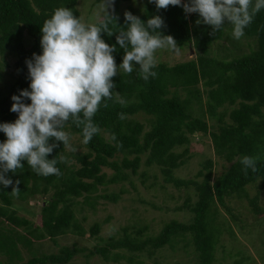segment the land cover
Listing matches in <instances>:
<instances>
[{
  "label": "trees",
  "instance_id": "trees-1",
  "mask_svg": "<svg viewBox=\"0 0 264 264\" xmlns=\"http://www.w3.org/2000/svg\"><path fill=\"white\" fill-rule=\"evenodd\" d=\"M120 1L127 0H114V13L120 26L126 27L125 11L139 16L145 23L150 17L160 15L166 25L160 31L172 35L178 47H193L195 56L172 65L158 62L153 69L156 77H150L147 81L139 76L137 65H134L131 74L118 71V75L113 77L116 84L113 99L102 101L93 117L100 132L85 144L82 142V128L69 121L64 130L79 137L80 148L67 153L61 143L49 155V159H57L56 166L61 175H38L26 161H22L24 167L16 173L6 174L14 183L19 180L17 186L20 189L19 195H13L12 186L5 188L0 185V252L7 256L10 264H67L73 256L83 252V247L60 246L58 252L41 253L20 261L19 245L31 247L32 243L44 239L46 235L55 241L56 235L68 231L81 233L82 226L74 213L77 198L82 197L81 203L91 208L99 199L116 201L120 195L103 186L119 182L123 184L124 180L131 184L130 176L124 169L129 168L132 174H136L142 156L146 165L158 167L165 182L175 187L194 186L195 201L190 203L187 200L182 205L192 213L191 219L188 222L170 219L156 234H144L148 230L146 225L134 227L132 232H128L129 227L125 226L122 237H110L104 244L90 250L88 256L99 254L104 260L117 261L121 255L112 252L117 248L129 252L147 250L151 254L154 249L167 244L175 249L181 243L179 248L186 252L192 247L193 264H214L217 260L215 247L223 223L216 203L232 212L226 199L234 197L245 200L251 213L264 212L259 203L260 193L264 194V9L244 29V36L251 38L255 47L242 55L229 51L227 54L232 57L227 58L225 53L212 56L209 51L214 41L229 39L224 36L226 24L212 36L209 34L210 26L195 23L198 14L186 15L182 7L169 6L166 10H158L154 3L144 0L141 12L132 7L121 11ZM77 2L0 0V58L12 56L16 71L6 89L0 86V123L13 122L17 118V113L10 111L13 103L11 97L29 88L25 61L31 59L33 53L42 52L40 40L43 22L51 17L57 7L62 6L71 8L78 17L75 8ZM114 30L118 31L119 26ZM102 38L106 43L116 45L113 55L119 65L124 50L116 43L115 34L109 37L102 33ZM203 93L206 95L205 110L202 107ZM117 94L125 101L124 105L116 102ZM25 102L30 103V100L26 99ZM104 103L108 107H104ZM205 111L215 119V123L209 124L203 117ZM120 113L124 114V119L119 118ZM138 113L148 117V129L144 130V123L135 119ZM197 132L209 135L215 154L229 162L215 178H212L209 169L211 159L204 160L202 164L206 172L201 169L196 173V176L202 177L200 180L180 178L174 174L186 161L188 152L187 147L181 151L177 148L186 145L189 136ZM5 139V134L0 132V142ZM120 144L122 147L117 146ZM120 155L119 164L115 158ZM245 155L260 157L256 172L248 169L245 175L241 163ZM61 156L66 158V162H59ZM142 174L145 175L144 172ZM248 185L256 189L254 194H249ZM123 190L121 185L119 191ZM35 195L44 199L37 216L38 224L19 216L13 207L14 199H27ZM99 228L98 222L92 224L91 234L96 235ZM126 260L133 263V255L127 256ZM233 264H242L241 259L234 260Z\"/></svg>",
  "mask_w": 264,
  "mask_h": 264
},
{
  "label": "clouds",
  "instance_id": "clouds-1",
  "mask_svg": "<svg viewBox=\"0 0 264 264\" xmlns=\"http://www.w3.org/2000/svg\"><path fill=\"white\" fill-rule=\"evenodd\" d=\"M156 8L166 10L169 6L183 8L185 14H198L197 25L210 26L214 35L225 24L232 26V36L239 40L244 36L254 17L264 9V0H148ZM104 18L98 23H85L68 7H57L41 27L42 52L33 53L26 59L29 88L20 90L11 97L10 111L17 113L13 122L0 123V132L6 139L0 142V185L12 186L11 193L19 195V180L6 174L16 173L27 165L38 175H61L55 157L49 159L53 150L63 148L75 152L71 136L65 126L71 121L82 128L83 143L87 144L100 132L93 122L102 101L113 99L116 84L113 77L118 71L131 74L134 65L139 66V76L147 81L156 77L153 71L158 61V50H177L172 35L163 34L166 27L160 15L147 19L125 11V25L118 24L114 13V0H102ZM113 11L109 12L108 9ZM109 25H112L110 27ZM119 26V30L114 29ZM115 34L116 43L124 50L122 62L117 65L113 53L116 45L102 38ZM30 100L26 103L25 100ZM116 102L125 101L116 95ZM108 107L107 103L103 104ZM124 119L123 113L118 114ZM115 139V136H113ZM51 141V142H50ZM122 147V144L117 145ZM259 156L245 155L241 159L245 175L248 169L257 171ZM59 162H66L61 156Z\"/></svg>",
  "mask_w": 264,
  "mask_h": 264
},
{
  "label": "rangeland",
  "instance_id": "rangeland-1",
  "mask_svg": "<svg viewBox=\"0 0 264 264\" xmlns=\"http://www.w3.org/2000/svg\"><path fill=\"white\" fill-rule=\"evenodd\" d=\"M101 4L102 0H78L75 5L78 17L82 22L96 23L104 14ZM129 7L141 12L144 9V0L120 1L119 9L121 11ZM112 10V8L108 9L109 12ZM225 32L224 36L229 39L223 38L214 41L209 50L212 56L217 55L216 53L227 54L229 51L233 54L242 55L255 47L254 41L251 38L247 39L246 36H242L239 40L232 38L231 25L226 24ZM226 46L228 48H225ZM195 53L193 47L183 46L178 47L177 50H158L156 58L158 62H166L168 65H172L193 58ZM231 57V54H227V58ZM13 62L12 56L0 58V86L2 89H6L8 83L16 75ZM205 102L206 95L203 93V110L206 109ZM134 117L144 123V130L149 128L148 117L144 113H138ZM203 117L209 124L215 123V119L210 118L206 111ZM70 136L72 145L78 150L81 146V140L77 135L72 134ZM184 147L188 149L187 159L174 171L177 177L200 180L202 177L196 176V173L201 169L206 172L202 165L206 159L212 160V165L209 167L212 178L222 173L229 165V162L215 154L209 135H203L201 132L194 133L189 136V142L178 147L177 150L181 151ZM66 152L70 151L66 150ZM142 158L136 174H132L129 168L124 169V172L129 174L132 185L128 180H124L123 184L119 182L118 184L111 183L103 186L108 191H114L120 195L116 201L99 199L95 207L91 208L81 203L82 197L77 198L78 202L74 204V213L82 226L83 231L81 233L68 231L56 235L55 241H52L45 234L44 239L31 244L32 248L19 245L21 250L20 261H26L33 255H40L41 253L58 252L60 246H67L69 248H85L83 252L73 256L67 264H130L126 257L131 255L134 257V262L131 264H193L192 247L189 248V252H186L179 248L181 243H178L175 249L167 244L162 248L154 249L151 254L147 250L129 252L124 248H117L112 250L113 253L121 255L117 261L104 260L99 254L88 256L90 250L104 244L110 237L114 239L122 237L125 226L129 227L128 232H132L134 227L146 225L148 230L144 234H156L162 225L170 219L184 222L191 219L192 213L182 205L187 200L190 203L195 201L194 186L175 187L173 184L165 182L158 167L146 165L144 156ZM115 159L120 164L121 155ZM107 170L110 172V169ZM143 172L145 175L142 174ZM121 185L124 188L123 192L119 191ZM247 191L252 195L256 189L252 185H248ZM43 200L40 195L27 199L16 198L13 207L19 216L38 224L37 216L40 214ZM226 203L232 208V212L227 211L222 204L216 203L219 218H222L223 223L222 233L215 247L217 260L214 261V264H233L234 260L239 259H241L242 264H264V212L261 214L251 213L245 200L240 201L234 197L226 199ZM259 203L264 208L263 192L260 193ZM231 213L238 219L233 218ZM95 222L100 224V228L98 233L93 235L90 232V227ZM7 260V256L0 252V264H10Z\"/></svg>",
  "mask_w": 264,
  "mask_h": 264
}]
</instances>
